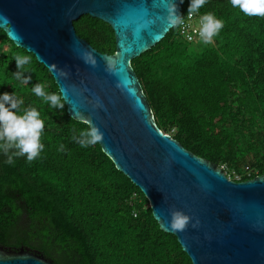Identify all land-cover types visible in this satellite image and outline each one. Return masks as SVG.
<instances>
[{
  "label": "trees",
  "instance_id": "trees-1",
  "mask_svg": "<svg viewBox=\"0 0 264 264\" xmlns=\"http://www.w3.org/2000/svg\"><path fill=\"white\" fill-rule=\"evenodd\" d=\"M181 4L186 13L189 0ZM209 11L225 22L212 43L186 42L173 27L130 64L163 133L227 174L248 165L240 179L247 180L264 174V17L245 15L230 0H208L200 14ZM73 25L98 51L115 53L109 24L86 14ZM1 45L0 92L15 91L24 107L40 111L45 147L14 165L0 153V246L27 248L53 264H192L100 145L73 140L86 123L32 93L37 83L59 91L49 69L0 29ZM17 55L31 57L28 83L13 75Z\"/></svg>",
  "mask_w": 264,
  "mask_h": 264
},
{
  "label": "water",
  "instance_id": "water-1",
  "mask_svg": "<svg viewBox=\"0 0 264 264\" xmlns=\"http://www.w3.org/2000/svg\"><path fill=\"white\" fill-rule=\"evenodd\" d=\"M177 13L182 4L175 0ZM168 0H0V29L49 69L74 120L104 133L102 151L148 200L164 232L176 236L192 264H264V174L234 181L157 126L130 61L173 28ZM109 24L115 53H102L77 35L82 15ZM92 53L96 65L85 63ZM63 71L66 75L61 76ZM103 103L95 108V100ZM192 217L182 231L171 212ZM199 219V225L192 223ZM0 264H53L21 247L0 246Z\"/></svg>",
  "mask_w": 264,
  "mask_h": 264
},
{
  "label": "clouds",
  "instance_id": "clouds-1",
  "mask_svg": "<svg viewBox=\"0 0 264 264\" xmlns=\"http://www.w3.org/2000/svg\"><path fill=\"white\" fill-rule=\"evenodd\" d=\"M183 3V0H180ZM208 3V0H189L187 15L189 17L199 14V28L197 35L203 44H210L224 27V20L219 18L214 12H205L200 14V9ZM233 8H239L241 12L248 16L264 17V0H230ZM177 4L175 0H168L167 20L169 25L176 27L185 23V16L177 13ZM188 40H192V35H187ZM85 63L92 66L96 61L92 53H85L83 56ZM31 57L27 55H17L15 62L17 71L13 73L15 79L21 84L29 82V77L25 75L27 69L25 65L29 64ZM61 76L66 75L60 71ZM35 96L43 99L52 109L63 110L68 102L64 92H50L46 90L44 83L35 84L32 89ZM24 99L13 92H0V153L6 156L5 163L15 164L16 157H25L31 162L36 159L43 151L45 145L41 142V136L44 131L45 121L41 117L40 111L34 106L24 107ZM95 108H102L103 103L99 99L95 100ZM104 133L99 126L91 120L86 122L78 135L73 136L82 148H87L103 140ZM64 145L60 148L63 149ZM192 221V217L181 210L171 212L170 227L173 230L182 231ZM199 225V219L192 223V227Z\"/></svg>",
  "mask_w": 264,
  "mask_h": 264
},
{
  "label": "built area",
  "instance_id": "built-area-1",
  "mask_svg": "<svg viewBox=\"0 0 264 264\" xmlns=\"http://www.w3.org/2000/svg\"><path fill=\"white\" fill-rule=\"evenodd\" d=\"M182 16H185V23L183 25L176 26L178 35L181 39H183L186 42H193L199 39V36L197 35L198 28H199V15L191 16L189 17L186 13H181ZM187 35H192L193 39L188 40ZM221 168L224 170V167L221 166ZM225 172V170H224ZM225 174L228 176L229 179H232L234 181H240L243 174H250V168L248 165H244L242 167V172L239 173L235 170H231L228 172V174L225 172ZM133 215H137V211H133Z\"/></svg>",
  "mask_w": 264,
  "mask_h": 264
},
{
  "label": "rangeland",
  "instance_id": "rangeland-1",
  "mask_svg": "<svg viewBox=\"0 0 264 264\" xmlns=\"http://www.w3.org/2000/svg\"><path fill=\"white\" fill-rule=\"evenodd\" d=\"M196 42H201L200 39L196 40ZM3 47V45L0 46V49Z\"/></svg>",
  "mask_w": 264,
  "mask_h": 264
}]
</instances>
